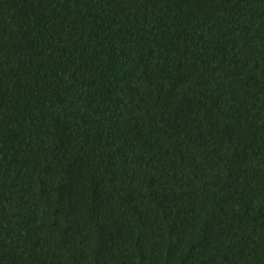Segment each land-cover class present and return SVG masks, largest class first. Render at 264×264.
Here are the masks:
<instances>
[{
	"label": "trees",
	"instance_id": "1",
	"mask_svg": "<svg viewBox=\"0 0 264 264\" xmlns=\"http://www.w3.org/2000/svg\"><path fill=\"white\" fill-rule=\"evenodd\" d=\"M0 264H264V0H0Z\"/></svg>",
	"mask_w": 264,
	"mask_h": 264
}]
</instances>
